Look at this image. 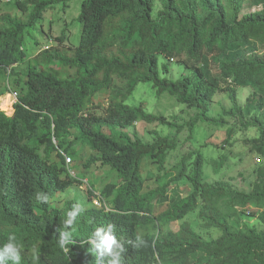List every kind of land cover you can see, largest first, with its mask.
Returning a JSON list of instances; mask_svg holds the SVG:
<instances>
[{
	"label": "trees",
	"instance_id": "1",
	"mask_svg": "<svg viewBox=\"0 0 264 264\" xmlns=\"http://www.w3.org/2000/svg\"><path fill=\"white\" fill-rule=\"evenodd\" d=\"M158 1L153 17V0H80L76 43L66 45L62 29L54 43L40 46L36 35L42 34L45 12L57 5L62 9L68 0H0V8L8 7L0 10V96L10 90L16 97L10 113L0 110V247L15 233L23 245L20 264H33L34 250L35 264H95L85 241L108 223L115 225L118 240L140 235L145 241L140 248L126 243L121 264H264V229L242 219L254 216L256 207L264 221V184L258 181L246 193L223 180L204 181L200 150L168 166L177 147L174 138L156 134L147 143L128 127L154 121L174 125L146 112L142 103H125L137 84L149 83L157 94L196 110L185 123L192 137L199 121L224 124L208 109L213 94L225 89L231 107L223 114L240 116L243 127L255 126L261 149L264 55L258 49L264 46V0H247L259 8L244 14L245 0ZM28 44L38 48L31 56ZM160 56L194 77L169 79ZM248 86L259 114L244 120L248 112L237 101L236 87ZM180 128L176 125V132ZM232 131L227 128L225 141ZM59 150L79 160L82 169L97 163L107 171L99 204L86 205L94 196L86 189L81 199L72 191L62 208L51 207L57 193L82 183L66 172ZM256 174L264 176V166ZM184 177L189 192H172ZM37 192L47 193L48 202H38ZM76 203L84 212L65 253L58 246L59 232ZM155 204L166 207L155 213ZM194 210L198 229L181 222ZM212 230L218 232L214 238L202 233Z\"/></svg>",
	"mask_w": 264,
	"mask_h": 264
},
{
	"label": "rangeland",
	"instance_id": "2",
	"mask_svg": "<svg viewBox=\"0 0 264 264\" xmlns=\"http://www.w3.org/2000/svg\"><path fill=\"white\" fill-rule=\"evenodd\" d=\"M154 1V10L152 16L155 17L157 11L160 8L158 0ZM80 0H68L62 9L49 8L42 21V34H37L36 38L41 41L40 46L43 44H52L55 42L54 38L60 34L62 29L65 30L66 39L64 43L66 45L75 44L77 36L79 34L80 24L76 20L78 14ZM8 7L2 6L0 10L7 9ZM259 6L251 5L245 0L241 7V13H247L252 10L258 9ZM12 12H19V10L13 9ZM51 20V21H50ZM37 47L28 44L27 55L31 56L37 51ZM258 53L264 55V46L259 47ZM159 65L166 63L168 66V72L165 76L169 79H177L186 76L187 78H193L194 74L186 69L184 66L178 64L175 60H166L163 57H159ZM215 71L217 66H211ZM163 75V73H160ZM253 92L251 87H236V98L238 103L247 110L248 113L243 114L244 120H248L253 114H259V110L256 105L250 103V95ZM4 96H9L11 99L10 109L2 107L3 103L0 96V110L5 113L12 111V104L16 101L13 91H8ZM128 106H137L142 103L146 112L158 116L164 117L167 121L171 122L174 126H168L158 121L151 123L139 122L128 127L130 132H135L137 136L143 142L151 143L156 139V134L161 136H167L174 138L177 142V147L172 153L168 161V166L179 161L182 155L188 154L192 150H200L205 157L203 166V180L206 182H212L216 180L226 181L232 189L250 192L253 189V184L258 182L264 184V176H258L256 174L257 169L264 166V145L261 149H258L259 130L250 125L243 127L241 125L240 116H228L223 114V110H228L231 107V101L228 97V92L225 89H218L212 96L209 102L208 115L222 119L224 124H212L208 122L199 121L193 128V135L189 137V130L185 124L189 119L193 118L196 110L193 107H188L185 104L178 103L174 97L167 93L157 94L152 85L149 83H139L135 87L134 92L125 100ZM99 113L101 108L96 109ZM180 125V131L176 132L175 126ZM228 127H232L233 131L226 140V130ZM64 151V150H63ZM81 153L84 161L88 154ZM66 154V150L64 152ZM69 156V154H67ZM71 162L69 168L72 174L77 178H81L82 183L73 185L64 192H59L55 195L54 200L51 202V207L62 208L67 199L73 196V192L77 193L82 198V193L86 194V189H91L92 201H86V205L99 204V192L102 185L107 183L108 180H103L106 175V170H102L97 167V163L91 164L88 168L81 167V162L74 157L69 156ZM191 189L187 178H182L176 184L172 185V192H177L178 195H185ZM104 205V202H103ZM105 205H109L108 200H105ZM166 205L161 206L155 204V213L165 209ZM255 210L254 216L243 215L242 219L252 227L264 229V221L258 218L257 213L261 212V208ZM189 223L192 228L198 229L196 210L191 211L185 215L181 220ZM180 222V221H179ZM176 222V225L177 223ZM203 235L208 238H214L218 235L217 231L204 232Z\"/></svg>",
	"mask_w": 264,
	"mask_h": 264
},
{
	"label": "clouds",
	"instance_id": "3",
	"mask_svg": "<svg viewBox=\"0 0 264 264\" xmlns=\"http://www.w3.org/2000/svg\"><path fill=\"white\" fill-rule=\"evenodd\" d=\"M61 155L64 157V167L66 172L71 176L75 177L71 173L69 164L71 158L65 154L63 150H59ZM66 157H69L70 162L66 161ZM83 181V180H81ZM36 200L41 203H47L49 196L47 193L37 192L35 194ZM84 212V208L81 204L76 203L72 206V209L66 213V219L62 221L63 229L59 232L58 246L59 248L67 253L69 244L73 243L71 236L72 232L75 231L74 223L77 217ZM85 243L90 247V250L95 253L96 260L95 264H104L106 259L107 264H121L122 254L126 251L124 245L131 244L133 248H140L144 246L145 241L140 235H136L134 239L121 241L116 238L115 225L108 223L103 227H96L90 238ZM23 245L18 241L15 233H9L7 236V242L0 247V264H7L11 261V264H20L21 252ZM33 264L39 260V255L36 251H33L32 255Z\"/></svg>",
	"mask_w": 264,
	"mask_h": 264
},
{
	"label": "bare ground",
	"instance_id": "4",
	"mask_svg": "<svg viewBox=\"0 0 264 264\" xmlns=\"http://www.w3.org/2000/svg\"><path fill=\"white\" fill-rule=\"evenodd\" d=\"M2 96H4V95H2ZM1 100H2V102H4L2 107L10 109V107H11V99H10V97L9 96H4V97L1 98Z\"/></svg>",
	"mask_w": 264,
	"mask_h": 264
},
{
	"label": "built area",
	"instance_id": "5",
	"mask_svg": "<svg viewBox=\"0 0 264 264\" xmlns=\"http://www.w3.org/2000/svg\"><path fill=\"white\" fill-rule=\"evenodd\" d=\"M4 1H10V0H4ZM66 161H67V162H70L69 157H66Z\"/></svg>",
	"mask_w": 264,
	"mask_h": 264
}]
</instances>
